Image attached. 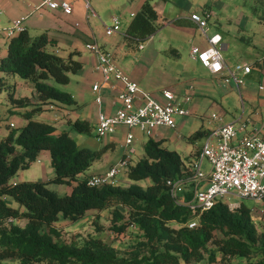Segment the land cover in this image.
I'll return each instance as SVG.
<instances>
[{
	"label": "trees",
	"instance_id": "obj_1",
	"mask_svg": "<svg viewBox=\"0 0 264 264\" xmlns=\"http://www.w3.org/2000/svg\"><path fill=\"white\" fill-rule=\"evenodd\" d=\"M160 23L151 0H143L125 30V38L134 45L143 43ZM81 65L76 50L63 53L46 32L32 35L24 27L10 36L7 53L0 57V90L6 91V101L13 106L34 104L23 112L26 122L17 130L9 128L0 139V264H10L7 258L17 259L18 264H185L191 260L219 264V257L226 261L224 264H264V230H258L253 208L247 204L239 202L230 208L223 198H217L211 208L200 213L194 227L188 226L190 209L175 203L167 180L190 177L192 159L186 160L177 150L162 145V139L149 136L144 141L143 154L124 170L127 185L87 183L93 175L87 169L108 144L99 149L81 146L67 129L57 131L53 122L31 118L34 112L46 108L61 111L77 106L69 91L48 79L67 82L69 74ZM14 75L32 82L35 101L16 94L15 83L8 82ZM67 121L77 132L90 128L84 118ZM41 150L49 152L51 178L11 182V175L28 167ZM51 181L68 183L71 189L59 194L48 186ZM190 185L188 181L184 186L188 198L192 192L186 187ZM4 195H11L19 207L8 204ZM120 205L127 207V215ZM94 208L110 215L109 228L117 234L131 226L137 241L134 248L145 251L123 256L98 235L81 242L67 241L58 212L76 221ZM20 219L25 223L19 224ZM216 230L222 235L216 236Z\"/></svg>",
	"mask_w": 264,
	"mask_h": 264
},
{
	"label": "crops",
	"instance_id": "obj_2",
	"mask_svg": "<svg viewBox=\"0 0 264 264\" xmlns=\"http://www.w3.org/2000/svg\"><path fill=\"white\" fill-rule=\"evenodd\" d=\"M40 1L0 0V55L5 50V28L15 19H20L21 26L32 35L46 32L48 36L55 38L56 48L61 52L76 50V56L82 63L81 67L73 72L76 76L75 91H72L77 101L76 111H54L56 113L53 119H63V123L67 124L61 125L60 128L70 127L67 118L78 117L86 119L95 129L99 112L112 115L121 104L118 94L123 87L122 83L112 75L108 81H103L102 74L96 67L94 52L85 47L87 41H95L102 49L112 53L115 64L124 73L152 95L161 98L162 88L170 89L180 98L190 94V98L184 101L188 114L176 117V129L170 130L169 127L160 125L153 130L154 138L162 139V145L173 149L184 146L182 142L187 135L183 132H189L198 124L203 128L202 136L216 129L222 122L234 123L238 128L239 137L255 130L264 135V0H250L246 6H243L244 1L232 0L230 5H226L228 0H206L203 6L192 11H188L184 0H151L161 23L143 40L141 47L126 40L125 30L143 0H128L124 8L117 7V10L112 11L109 7L105 9V0H94L95 7L91 6L89 0V10L84 0H71L73 11L70 14L58 8L39 6ZM106 2L114 8L113 0ZM225 5L227 12H224ZM193 12L208 14L206 34L221 35V53L229 66L242 61L250 64L251 70L239 89L232 83L223 85L219 75L211 73L199 60L189 55L191 44L200 47L208 45L206 34L190 18ZM113 14L119 16L120 27L117 31L106 34L105 25L111 22L110 17ZM211 16H214L213 23L209 20ZM95 82L100 85V104L96 102L92 89ZM239 95L243 102L241 110L236 101ZM204 108L207 111L201 115ZM65 112L67 114L61 118ZM212 113H216L221 119L211 117ZM55 126L59 129L56 124ZM131 128L117 124L112 132L103 137H106L104 142L108 145L101 157L90 165L95 166L91 174L100 173L117 161L110 160L105 155L109 149H113V153L117 150L115 132L121 131L125 139L126 132H132ZM132 134L134 138L135 134ZM199 149L200 147L190 152L187 149L185 153L177 150L186 158L190 154L189 159H193ZM44 151L49 155L47 150H41L39 154ZM124 153L125 150L120 157ZM208 166L206 162L204 167L207 169Z\"/></svg>",
	"mask_w": 264,
	"mask_h": 264
},
{
	"label": "built area",
	"instance_id": "obj_3",
	"mask_svg": "<svg viewBox=\"0 0 264 264\" xmlns=\"http://www.w3.org/2000/svg\"><path fill=\"white\" fill-rule=\"evenodd\" d=\"M89 10V0H84ZM48 6L60 9L66 14L73 11L71 0H41L39 6ZM207 15L193 12L190 18L206 34ZM111 22L105 25V33L111 34L120 27V18L117 14L110 17ZM21 20L15 19L11 25L5 28L7 35L19 31ZM208 45L200 47L191 44L189 55L199 60L213 74L219 75L222 84L232 83L239 89L245 83V76L250 72L248 62H237L229 66L223 59L219 41L221 35L214 33L207 35ZM142 43L138 44L141 47ZM85 47L94 52L96 67L101 72L103 81H108L112 75L122 83V89L118 94L120 106L114 114L105 115L99 112L94 129V137L102 141L103 137L112 132L117 124L126 125L128 128L138 127L143 133L151 134L160 126L176 127V117L188 114L184 101L190 98L186 94L181 98L168 88H162L161 98L152 95L141 88L137 81L131 79L114 62L112 53L104 50L95 41H87ZM261 88L262 85H259ZM95 100L101 103L100 85L93 83ZM211 117L221 119L216 113ZM13 125V124H11ZM238 128L232 122H222L216 129L205 134L199 152L191 160L192 175L186 178L168 179L169 191L176 204L187 205L191 212L187 224L194 227L203 210L211 208L217 198H226L227 194H234L241 198L255 199L264 202V135L256 130L243 136L237 135ZM133 134L126 132L125 144L132 142ZM130 147L117 161L110 164L104 171L91 175L87 183L97 186L104 183H117L120 166L126 167L131 159ZM208 163V168L203 166V160ZM38 160V159H37ZM191 181L188 188L191 197L184 194L186 182ZM204 184V185H203ZM230 208L238 205L237 202L227 201Z\"/></svg>",
	"mask_w": 264,
	"mask_h": 264
},
{
	"label": "rangeland",
	"instance_id": "obj_4",
	"mask_svg": "<svg viewBox=\"0 0 264 264\" xmlns=\"http://www.w3.org/2000/svg\"><path fill=\"white\" fill-rule=\"evenodd\" d=\"M106 1L107 0L103 1V5L105 9L109 7V9L112 11L113 9L117 10L118 8H124L128 0H113L112 3L114 4V8L112 6H109ZM184 1H186L185 3L187 4L186 8L188 9V11H192L193 9L200 8L201 5L203 6L206 0H184ZM209 1H212V0H209ZM214 1L220 2L223 0H214ZM231 1L232 0L226 1V5H230ZM236 1L237 2L244 1L243 6H246L249 4L250 0H236ZM90 4L92 7H95L94 0H90ZM226 5L224 7V12H227ZM213 17L214 16H211L209 19L212 23H213ZM17 32L18 31H15L13 34H16ZM10 36L11 34L9 35L5 34V37L3 38V42H4L3 46L5 50L0 55V57L7 53V40L10 38ZM48 80L50 83L54 84L58 88L69 91L73 96H75L74 93L72 92V91H75L74 88L76 86L75 85L76 76L74 75V73H70L69 81L64 82V83L57 82L53 78H49ZM8 82L15 83V90H16L17 95L18 94L28 95L30 96V100L32 101L36 100V97L32 95L34 88H33L31 81H25L23 78L19 77L18 75H14L8 78ZM5 96H6V91L0 90V139L3 138L8 133L9 128L14 127L16 130L19 129L26 122V117L23 114V112L25 111L26 108L30 109L34 105L33 103H31L27 106H13L6 101ZM236 101H237L239 110H241L243 107V102H242V99L240 98V95L237 96ZM71 109L72 111H76L75 106H72ZM56 110L57 109L46 108V109L34 112L31 118L53 122L59 127L57 131H60V129H63V128L67 129L69 133L71 134V136H73L76 139L77 143L81 146H89L94 149H99L105 145L106 142H104V139L106 137L102 141H97L94 137V132H93L94 129L91 125L88 131H82L79 134L76 130H74L73 128L69 126L60 128L61 125H67V124L65 122L63 123L62 121L63 119L62 120L53 119V116L56 113L54 111ZM210 110L211 109L209 108L208 113H210ZM57 111L60 112V110H57ZM205 111H207L206 108L203 109V111L201 112V115ZM62 117H65V115L61 116V118ZM122 128L124 129L125 127H122ZM176 128L177 126L174 128H169V129L173 130ZM199 129H201L200 124L192 128V130H190L189 132L188 130L187 132L185 130V132L183 133L186 134L187 136L182 142L184 146H178L175 150L178 149L181 153H185L187 149L190 152V150L194 151V149L200 147L202 144L201 142H202L204 135L202 136L201 134H195V132ZM131 130L135 134V136L133 138V141L129 145L125 144V139H124V136L122 137L121 131L117 130L115 132L116 134L115 147L117 148V150L115 153H113V149H109L105 157H108V159L110 160H114V159L118 160L120 158V154H122L124 150L125 152H127V150L130 147L134 149V151L130 153L131 154L130 162L136 161L143 154V143H144L143 141L146 140L149 136L155 137V135L154 133H151V134L143 133L137 127H132ZM109 154H111L110 157L108 156ZM48 156L49 155L46 151L39 154V156L37 157L39 160L36 159L32 161L28 167L19 168L16 172H14L11 175L10 181L17 182V181H22V180H47L49 179L53 174V169H52ZM187 158H190V154L187 155ZM187 158L185 159L187 160ZM205 163H206V160L204 159L203 166H205ZM94 169H95V166H90L87 169V172L90 173ZM120 169L121 170L118 173L117 184L120 183L123 186H125L129 183L127 178L124 175V170L126 169V167L120 166ZM140 183L145 184L146 181H142ZM48 186L54 189L59 194L67 193L71 189L70 184L63 183V182L60 183V182L51 181L48 183ZM226 196L227 197L224 199V201H231V202H237V203L243 202L247 204L248 206L252 207L253 208V211H252L253 219L255 220L258 230H262V229L264 230V204H261L260 201L258 202L255 199L241 198L234 194H227ZM3 198L8 204L14 207H19V203L11 195H4ZM119 208L122 211H124L125 214L127 215V207L120 205ZM58 220L62 224L63 237L67 241L74 239L75 241L81 242L89 238L90 235H98V236H101L103 239L111 242L115 246L117 252L119 254H122L123 256L128 257L134 254L135 255L140 254L145 251V249H141V247L136 248V249L134 248V245L136 244L137 241L133 237V234L130 232L129 227L131 226L126 227L125 230L119 234L116 233V230H112L109 228V225L111 224V218H110V215L107 216L106 211L104 209L102 210L96 209V208L90 209L87 215H84L82 218L76 221H71L68 217H65L63 213L60 211L58 212ZM25 221H26L25 219L18 220L19 224H24ZM169 225L177 226L178 223L169 222ZM215 234L216 236L222 235L221 232L217 230L215 231ZM205 256H206V253H205ZM6 260L9 261L10 264H18V260L15 258H7ZM234 261H237V260H234ZM234 261L232 260V262ZM217 262L219 264H224L226 261L223 260L222 257H219L217 259ZM185 264H197V262H194L193 260H191L190 262H187ZM198 264H202V263L199 262Z\"/></svg>",
	"mask_w": 264,
	"mask_h": 264
},
{
	"label": "clouds",
	"instance_id": "obj_5",
	"mask_svg": "<svg viewBox=\"0 0 264 264\" xmlns=\"http://www.w3.org/2000/svg\"><path fill=\"white\" fill-rule=\"evenodd\" d=\"M208 132H210V131H208ZM208 132H207V133H208ZM207 133H205V134H207ZM205 134H204V136H205ZM203 138H204V137H203ZM37 159H38V158H37ZM38 160H39V159H38ZM95 174H96V173H95ZM116 184H117V183H116ZM223 199H224V198H223ZM226 203H227V201H226ZM238 204H239V202H238ZM234 208H235V207H234Z\"/></svg>",
	"mask_w": 264,
	"mask_h": 264
}]
</instances>
